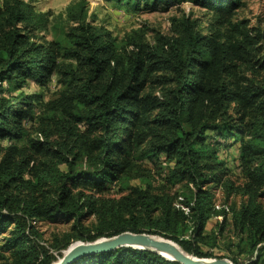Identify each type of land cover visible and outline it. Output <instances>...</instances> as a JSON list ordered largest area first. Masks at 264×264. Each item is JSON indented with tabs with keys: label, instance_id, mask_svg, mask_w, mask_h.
I'll return each instance as SVG.
<instances>
[{
	"label": "trees",
	"instance_id": "16d2710c",
	"mask_svg": "<svg viewBox=\"0 0 264 264\" xmlns=\"http://www.w3.org/2000/svg\"><path fill=\"white\" fill-rule=\"evenodd\" d=\"M108 1L135 10L189 1L220 27L205 33L184 15L153 43L138 29L119 45L80 0L66 9L64 34L38 42L45 13L26 0L0 5V140L9 141L0 143V264H53L73 242L124 232L169 239L197 258L264 264V33L253 36L236 18L244 0ZM54 74L62 85L56 99L19 91L29 80L46 86ZM231 140L243 181L219 156ZM57 219L72 222L70 231L46 240L36 222ZM229 227L237 242L228 238L226 248L236 254L222 256L215 249ZM71 264L183 263L123 246Z\"/></svg>",
	"mask_w": 264,
	"mask_h": 264
},
{
	"label": "rangeland",
	"instance_id": "374dc122",
	"mask_svg": "<svg viewBox=\"0 0 264 264\" xmlns=\"http://www.w3.org/2000/svg\"><path fill=\"white\" fill-rule=\"evenodd\" d=\"M5 0H0V5H3ZM33 10L37 13H45L47 21L45 22V29L42 31H37L35 34V41L45 42L52 41L57 36L64 34V28L68 26V21L66 20V9L72 4L80 0H26ZM89 19H93V23L96 25H102L108 30H110L113 36L117 39L119 45L123 44V40L127 34L132 33L138 29H144L147 32V40L154 42V34L159 31L163 35H169L173 32L175 23L173 19H182L184 15H190L193 18L200 20V24L203 32H207L212 26L220 27L218 17L213 13L207 11L205 8L194 5L191 2H183L179 6H174L168 10L158 8L153 10L139 9L135 10L126 3H117L116 1L108 0H86ZM237 19H245L248 21V28L251 30V34L256 37L258 33H264V0H244V5L240 7L236 15ZM258 47L261 48L257 53V57H264V38L258 43ZM4 87L9 88V83L4 82ZM62 85L59 83V77L54 74L51 76L48 84L46 86H41L36 80H29V85L21 90L23 93H37L41 94L44 102L56 99L59 96ZM41 108L36 107V114H40ZM27 127H37L39 124L32 126V121H26ZM35 135V133H34ZM208 142L214 144V138L212 133L208 134ZM2 145L9 144L7 139L0 140ZM223 143V142H222ZM229 146L217 147L219 150V156L227 162L228 166L233 172L234 177L240 181L242 178V168L240 162V150L239 143L237 141L231 140L228 142ZM216 145V144H215ZM83 167V165H80ZM62 168H64L62 166ZM65 169V168H64ZM162 183V179L158 176L154 184L158 186ZM179 186H176L178 188ZM176 190V189H175ZM216 192V204L218 208L223 207L224 195L219 190H214ZM116 196L114 192H106L105 197ZM234 201L239 202L240 198L235 197ZM223 220L222 217L213 218L209 226L207 227V232L217 231L220 222ZM88 224L96 223V216H92ZM40 231L44 232V237L46 240H55L64 238V234L70 231L72 222L66 221L64 219H57L53 222H36ZM232 227L228 228L225 234V243L221 241L220 246L215 249L216 253L222 256L234 255L236 254V248L233 250H228L226 248L228 238L237 242L233 238ZM169 240V239H168ZM76 241L73 244H76ZM67 250V249H66ZM64 250V251H66ZM233 251V252H232ZM57 255V260L53 263L56 264L63 256L55 252ZM228 258V257H223ZM229 259V258H228ZM242 261L245 260L242 257ZM230 260V259H229Z\"/></svg>",
	"mask_w": 264,
	"mask_h": 264
},
{
	"label": "water",
	"instance_id": "95a60500",
	"mask_svg": "<svg viewBox=\"0 0 264 264\" xmlns=\"http://www.w3.org/2000/svg\"><path fill=\"white\" fill-rule=\"evenodd\" d=\"M123 246L157 252L162 256L183 264H233L228 258L203 259L186 253L175 242L147 233L124 232L95 242H77L63 251V257L56 264H71L86 255L111 251Z\"/></svg>",
	"mask_w": 264,
	"mask_h": 264
}]
</instances>
